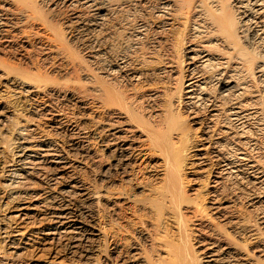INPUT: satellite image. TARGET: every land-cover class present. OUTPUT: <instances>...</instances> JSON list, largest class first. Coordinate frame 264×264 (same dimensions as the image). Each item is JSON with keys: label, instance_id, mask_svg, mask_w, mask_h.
I'll return each mask as SVG.
<instances>
[{"label": "bare ground", "instance_id": "obj_1", "mask_svg": "<svg viewBox=\"0 0 264 264\" xmlns=\"http://www.w3.org/2000/svg\"><path fill=\"white\" fill-rule=\"evenodd\" d=\"M0 1V35L21 24L22 32L35 38L31 28L39 22L49 43L38 47L47 54L45 60L55 54L81 73L87 63L89 91L74 94L63 87L49 94L60 100L71 94L76 104L87 101L91 112L107 115L96 123L95 137L113 159L102 174L101 192L78 174L65 178V172L76 169L72 159L55 140L30 135L16 122L14 139L2 146L8 157L0 160L2 248L15 258L37 236L49 242L69 240L72 248L81 240L103 239L101 262L93 258V247L83 253L90 263L264 264V0H20L13 14L8 13L11 1ZM153 32L162 33L168 47L161 67L145 55L157 42L150 43ZM67 37L81 44L86 61H76ZM154 62L158 67L149 68ZM18 75L15 81L22 91L34 93L24 72ZM158 75H163L158 81L162 85L149 94L136 88ZM145 97L152 104L144 105ZM113 105L125 114L111 112ZM45 109L59 124L76 130V120H64L63 108L50 103ZM148 109L155 123L144 116ZM144 124L149 125L145 133L140 130ZM139 132L144 146L163 155L162 172L156 176L162 186L155 183L152 190V183L147 184L167 210L154 235L138 231L144 246L129 248L125 233L138 222L121 225L128 215L119 199L133 195L111 189L112 170L122 180H132L144 155ZM73 139L78 150L88 157L94 154L84 147L80 132ZM38 181L45 185L38 188ZM100 197L106 204L97 228L91 224L90 206ZM69 201H76L77 208ZM112 221L120 225L115 231ZM3 258L0 264H9ZM46 264L75 262L55 257Z\"/></svg>", "mask_w": 264, "mask_h": 264}, {"label": "rangeland", "instance_id": "obj_2", "mask_svg": "<svg viewBox=\"0 0 264 264\" xmlns=\"http://www.w3.org/2000/svg\"><path fill=\"white\" fill-rule=\"evenodd\" d=\"M10 1L11 3L8 5V7H10L11 9L10 12L8 13L13 14L15 9H17L20 6L19 4L20 0H16V1L10 0ZM17 1H19V3H17ZM1 5L3 6L2 1H0V8L3 9ZM11 14H9L10 16L9 15L8 16L12 17ZM13 20L15 21L16 19ZM29 25L31 26V24ZM22 31L25 32L21 24L16 26L14 25V27H9L8 32H6L4 35H0V160H5L8 157V154L4 153L5 149L2 146H4V143L7 140L9 141L14 139L13 127L16 124V122H18L20 125H23L24 127L27 128L26 131H28L27 133H29L30 135H34L36 137H43L45 135L48 138L55 140L58 147L62 150V152H64L66 156H69L70 159H72L74 165L73 167L76 169L72 168L71 171L65 172L64 173L65 178L70 177L72 175L70 173H74L76 175L78 174L77 176H80L83 179V181L85 180L84 183L92 186L95 189L97 188V190L103 192L105 189L104 188L105 183L102 181L103 179H101L102 174L104 173L106 167L113 164V159L110 157L111 155L109 154V152H107V150L104 149L102 142H100V140L95 137V135H97L95 133L97 126L96 123L107 119L106 118L107 115L100 110L91 112L92 110H90L91 108L90 106H88L87 101H85L82 106L76 104V102H73L75 100L71 94L64 97L61 100L60 98H56V96L49 94L52 92V90L55 89L57 90L58 88H63V87L70 88V90L72 91L71 93L74 94L77 93L78 91L83 92V94L86 93V91H89L90 84L85 81L86 74H84L85 70L87 69V63L83 62L86 61L87 59V54L85 50L83 51V48L79 42L76 41V43H78L76 44L70 42L68 37L66 38V41H69L70 43L69 42L68 43L72 44L68 46L69 48L72 46L71 48L73 50L70 48L72 50V53L76 52L75 54H73L75 58L77 57L76 61L80 59L79 60L80 63L83 62L82 64H84L85 66L84 67L81 64L82 65L81 68L83 67L82 68L83 73H81V71L76 72L75 70H73L74 68L71 67V65L67 61L57 59L55 54H52L49 58H47V60H45L47 54H44L43 52H40L38 50L39 49L38 47L42 42L43 43L41 45H43L45 42H46L45 45L47 44L49 45L48 41L43 40L45 39L44 37L46 31L42 23L34 22L32 25L31 31L37 32L35 38L32 36L30 37L29 36L30 33L26 32L25 34ZM156 33L157 32L155 33L153 32V34L150 35L151 37L149 40L150 43L152 39L154 42L157 40L158 43L155 42L153 45L154 47L149 48L148 54L145 55L148 59H153L157 61L156 64L158 63V66L161 67L164 66L165 62L167 61V59H165V57L167 58V55L163 54L165 52L164 47L165 48L168 47H166L167 45L164 42L165 36L162 33L159 34ZM34 43L35 45L37 44L36 45L37 47L34 45ZM146 43H147V47H149L150 45L149 41ZM159 43L163 46V48L159 47L160 45ZM151 50L154 51L152 52ZM76 54L77 56H75ZM160 61H162V63L159 64ZM53 63H55V65ZM156 64L155 62L151 64L149 63L148 67L149 68L154 67ZM158 66L156 65V67ZM11 68L13 70H11ZM23 72H24V79L26 78L27 81L30 83V85L34 86L33 87L35 91L34 93L27 94L26 92L22 91L20 84H16L15 78L19 76L18 74H22ZM158 76H156V78L154 76L151 79L147 77L148 80H146V83H144L142 86L141 85L138 87L136 86V88L143 89L141 90L142 93L149 91L147 93L149 94L152 89L159 88L162 85V83L160 82L158 83V81H161L162 79L161 76L163 75H158ZM168 76L169 74L166 75V78ZM157 77L160 79H158ZM152 79L157 80V82L154 80L152 81ZM150 81H152L153 83H151ZM37 83L38 84L43 83L44 85H47V87L43 90L42 88L37 89L36 87V85H38ZM130 89L135 90V86H132ZM133 91L130 90L129 92H133ZM147 98L148 97H145L143 100L144 105H147V102L151 103L150 100ZM46 103L47 104L51 103L55 105L56 109L63 108V112L65 113L63 115L65 117L64 120H72V121L76 120L75 123L76 130L74 127L71 126L69 127L65 124H59L57 121V119L59 118L52 119L51 115H49L48 110L45 109L47 105ZM112 107L113 108L111 109L113 110H111V112L122 113L121 115L125 114L124 110H122L118 106L113 105ZM148 111H150V109H148L147 112L144 113V116L146 117V119L155 123V119L152 116H148ZM142 119L144 120V118ZM146 119L145 122L148 121ZM144 126L148 128L149 125L144 124L143 127ZM146 128L145 127L141 128L140 129L141 132L145 133L144 130H146ZM77 132H80L82 136L84 147H89V150L92 148L94 154L91 155V157L90 156L88 157L84 152L78 150V147L75 145L76 141L73 138L77 134ZM141 132H139L138 134V136L140 135L138 139V144L141 146L144 155L141 156V159L139 160L138 164L135 165L133 173L130 176L132 180H122V178L117 174H115L114 170H112L114 174L112 177L113 185L111 189L115 188L117 190L119 189L118 191H123V192H125L126 190L127 193L133 195V198L131 199L128 198L119 199L121 204L125 205L126 208L125 211L126 214L128 215L124 218V220L121 221L123 222L121 225L127 224L128 226L129 225L133 226L132 220H136V222H138V224L134 225V227L129 226L132 229H129L128 227L127 230L129 232L125 233L126 235L129 236V244H130L129 248H134L136 246L138 247L144 246L143 242L137 237L139 235L138 231H142V232L146 231L154 235V229H155L154 226H156L159 222L162 221L164 225V220H162L164 216L162 215L164 212L163 211L164 208H166V206L164 207V204L161 205L162 204L161 201H160L161 204H159L160 203L159 200H161V198L159 197L158 193H156L155 191L151 192V188L148 189L149 187L148 184L150 183H152L151 186L152 190L153 187L155 186V183H156V188L158 185L162 186L163 183L161 180L162 178L161 177L157 178L156 176L157 174L162 172L163 155H161V153H159L156 150L153 151L150 148L148 149V146L147 147L144 146L143 142L140 141L143 139L142 138L143 134H141ZM141 143L143 145H141ZM201 182L203 183L202 180L200 181V184H202ZM41 185L44 186L45 184L40 181L36 183V186L38 188H40ZM0 190H1V173H0ZM63 200L65 201L66 199ZM69 202L73 208H77L78 203L74 204L76 201L75 202L69 201ZM98 203H96V205L91 204V206L90 204H88L90 206V209L94 211L92 212L91 215L94 218V220L92 223L91 222H87V223H91L97 228H100L103 220L101 216L102 213L101 209H103V205L106 204L105 199L100 197ZM145 206L147 207L146 209ZM133 211L135 215H133ZM90 217L88 218L89 220H91ZM142 217H144V219ZM140 219H143L142 220L143 222H141ZM210 221L212 223L213 222L216 223V221H212V220ZM112 224H113L112 230L114 231L118 229L120 226L119 224H117V222L114 221H112ZM254 224H256L257 227L259 226L257 222H255ZM36 238L37 239H35V241L31 245L27 246L25 249H22L18 254L19 256L15 258H13V255L7 252L8 251L7 247L3 246L2 248L1 246L2 244H1L0 258L4 257L3 259L9 261V264H11L12 262H18V263L22 262V264H46L48 261L52 260L55 257H59L63 261L65 260V262L73 261L75 262V264H81V263L94 264L93 262L90 263V260L86 259L83 253H86L88 249L91 251V248L93 247L95 252L91 254L92 256H94L93 257L94 259L99 258L100 262H101V258L104 255L103 239H100L94 243L81 240V242L78 243L79 247L77 246L76 248H72L71 241L69 240L68 241L52 240L53 242L52 241L49 242L50 240L48 241L46 238L42 239L41 236H37ZM251 246L254 247V244L251 243ZM251 246L250 248H252ZM146 249L148 250L149 246L146 247ZM73 250L74 251L77 250V251L74 252ZM253 257L254 259H256V253H254ZM100 262L98 264H101Z\"/></svg>", "mask_w": 264, "mask_h": 264}]
</instances>
